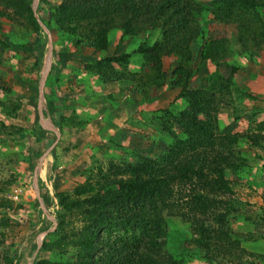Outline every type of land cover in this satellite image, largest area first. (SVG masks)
Segmentation results:
<instances>
[{"label": "trees", "instance_id": "obj_1", "mask_svg": "<svg viewBox=\"0 0 264 264\" xmlns=\"http://www.w3.org/2000/svg\"><path fill=\"white\" fill-rule=\"evenodd\" d=\"M212 1L209 6L200 0H61L55 11L47 10L37 18L31 7L32 0H0L3 7L0 17L21 22L32 36L27 41L26 52L34 59L35 72L40 71L45 54L40 22L48 30L54 23L65 33L61 34L63 38L72 36L76 45L83 42L95 52L108 48L109 31L119 27L124 35L147 34V42L140 43L132 53H114L87 61L84 69L103 81H120L124 76L121 68L137 53V57L152 65L146 76L137 77L130 72L131 80L139 81L137 90H140L164 76L162 58L174 56L177 62L169 75L172 84L180 88L176 98L185 104L178 112L166 109L159 110L161 115L157 114V119L161 120L160 130L167 138L160 155L137 154L134 161L110 159L106 172L98 179L86 178L70 192L55 191L57 225L54 231L45 233L40 250L55 251L57 257H36L32 264H182L165 248L163 237L167 235L165 225L170 216L189 223L196 234L193 242L204 254L227 255L228 251H221L218 244L212 246L210 233L221 235L220 229H228L229 216L237 209L234 202L224 198L225 194L233 192L236 171L248 164L246 157L235 149L237 138L245 137L252 145L261 146L264 134L249 130L241 134L235 132V136L224 134L218 132L219 128L209 119L217 109L215 98L233 84L231 76L222 80L215 73L208 74L203 80L204 87H191L188 82L195 71L191 67L194 61L209 60L218 66L229 54L218 39H205L200 19L209 14L219 23L238 24L237 41L250 54V42L256 47L264 44V0ZM154 32L157 37L150 41ZM196 40L200 43L193 53L190 45ZM11 46L10 40L1 34L0 25V58ZM61 53L53 47L52 54L58 57L60 64ZM237 67L231 66L233 71ZM37 83L36 76L31 97L38 96ZM0 88L5 93L10 91L8 85H0ZM54 94L49 93L46 105L53 124L61 128V124L70 119L62 113L64 99ZM8 104L12 103H0L1 109L9 118H15L20 105L14 103L7 109ZM37 125L33 121L29 130L33 141L42 142L46 140L45 132H54L42 127L44 132L41 125ZM0 127L6 136H13L21 129L4 122ZM11 127L16 129L11 131ZM25 150L21 159L29 164L33 157L40 156L34 146ZM11 206V200L0 197L2 210ZM221 206L224 211H220ZM16 208L23 206L18 204ZM3 215L0 226H8ZM72 219L80 222L77 229L72 226ZM214 224L219 228H214ZM222 234L225 237L227 231L224 229ZM40 241L41 235L34 239V247L38 248ZM69 248L74 250L72 259L64 253ZM5 262L13 264L8 257Z\"/></svg>", "mask_w": 264, "mask_h": 264}, {"label": "rangeland", "instance_id": "obj_2", "mask_svg": "<svg viewBox=\"0 0 264 264\" xmlns=\"http://www.w3.org/2000/svg\"><path fill=\"white\" fill-rule=\"evenodd\" d=\"M60 2L32 0L31 7L39 18L47 10L55 11ZM200 2L209 6L213 3L212 0ZM0 8L3 7L0 5ZM208 15L200 19L205 39H218L229 54L218 66L209 60L194 61L191 67L195 71L188 83L191 87H204L203 80L208 74L215 73L222 80L231 76L233 84L215 98L217 109L209 119L219 128L217 131L224 134L235 136V132L241 134L248 130L264 134V44L256 47L250 42L251 53L248 54L237 41L238 24L219 23ZM40 24L45 54L37 73L34 59L26 52L31 34L21 22L0 17L1 34L12 44L0 58V85L10 87L9 93L0 88V103L11 102L7 109L14 103L20 105L15 118L3 113L0 105V123L21 128L17 134L6 136L0 127V197L5 196L12 202L10 208H0V217L3 213L9 223L0 226V264L6 263L5 257L12 259L13 264H32L36 257L55 259V251L40 250L45 233L54 231L57 225L55 191L70 192L86 178L98 179L106 172L110 159L134 161L137 154L160 155L167 138L159 127L161 120L157 119V114H162L159 110L178 112L185 108L184 102L176 98L180 88L172 84L169 75L177 62L174 56L163 57L164 76L140 90H137L139 81L131 80L130 72L137 77L146 76L152 65L137 57V53L121 68L124 76L120 81H103L84 69L85 62L104 55L134 52L140 43L147 42V34L124 35L119 27H113L108 33V48L95 52L83 42L76 45L72 36L63 38L61 34L65 33L54 23L50 30ZM156 37L157 32L152 33L150 41ZM199 43L196 40L190 45L193 53L197 52ZM53 47L63 53L61 64L52 54ZM232 65H238L237 69L233 71ZM115 69L120 70V67ZM36 76L38 96L31 97ZM52 91L57 98L64 99L62 113L70 119L61 124V128L53 124L46 105ZM33 121L54 132H45L46 140L42 142L33 141L29 133ZM30 145L40 151V156L33 157L29 164L21 157ZM235 149L246 157L248 164L236 171L233 192L225 194L224 198L234 202L237 209L229 216L228 229H220L222 237L210 233L212 246L218 244L221 251L228 253L214 257L204 254L193 242L196 234L189 223L170 216L165 225L167 235L163 237L165 248L182 264H264V142L255 146L240 137ZM15 189L18 194L13 198ZM18 204L23 208H16ZM220 211H224L222 206ZM79 225V221L72 219L73 227L77 229ZM213 227L219 228L216 224ZM39 235L41 241L36 248L34 239ZM73 251L69 248L65 256L72 259Z\"/></svg>", "mask_w": 264, "mask_h": 264}, {"label": "built area", "instance_id": "obj_3", "mask_svg": "<svg viewBox=\"0 0 264 264\" xmlns=\"http://www.w3.org/2000/svg\"><path fill=\"white\" fill-rule=\"evenodd\" d=\"M15 193H14V196H13V198H16L17 197V194H18V189H15V191H14Z\"/></svg>", "mask_w": 264, "mask_h": 264}, {"label": "water", "instance_id": "obj_4", "mask_svg": "<svg viewBox=\"0 0 264 264\" xmlns=\"http://www.w3.org/2000/svg\"><path fill=\"white\" fill-rule=\"evenodd\" d=\"M40 125H41V124H40ZM41 129H42V131H44L43 128H42V126H41ZM44 132H45V131H44Z\"/></svg>", "mask_w": 264, "mask_h": 264}, {"label": "bare ground", "instance_id": "obj_5", "mask_svg": "<svg viewBox=\"0 0 264 264\" xmlns=\"http://www.w3.org/2000/svg\"><path fill=\"white\" fill-rule=\"evenodd\" d=\"M47 63V62H46ZM45 65H47V64H45ZM45 69H47V68H45ZM44 71H46V70H44Z\"/></svg>", "mask_w": 264, "mask_h": 264}, {"label": "crops", "instance_id": "obj_6", "mask_svg": "<svg viewBox=\"0 0 264 264\" xmlns=\"http://www.w3.org/2000/svg\"><path fill=\"white\" fill-rule=\"evenodd\" d=\"M261 89H262V85H261Z\"/></svg>", "mask_w": 264, "mask_h": 264}]
</instances>
